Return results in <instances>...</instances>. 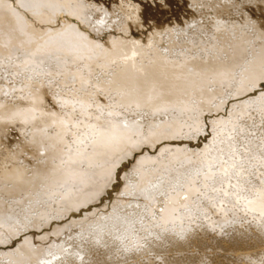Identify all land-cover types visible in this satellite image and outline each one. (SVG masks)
Here are the masks:
<instances>
[{"label":"bare ground","instance_id":"6f19581e","mask_svg":"<svg viewBox=\"0 0 264 264\" xmlns=\"http://www.w3.org/2000/svg\"><path fill=\"white\" fill-rule=\"evenodd\" d=\"M262 86L264 0H0V264H264Z\"/></svg>","mask_w":264,"mask_h":264},{"label":"rangeland","instance_id":"374dc122","mask_svg":"<svg viewBox=\"0 0 264 264\" xmlns=\"http://www.w3.org/2000/svg\"><path fill=\"white\" fill-rule=\"evenodd\" d=\"M187 5V7H186V9L188 10L187 12H182V13H184V16L186 17V18H188V19H191V17H190V14L189 13H192V15L193 14H195L196 15V13H194L193 12V9H191V7L189 6V2L188 3H186ZM194 15V16H195ZM172 19H174V18H172ZM176 19V18H175ZM174 19V20H175ZM178 22H180V23H182L183 24V20H182V18L181 17H178ZM181 20V21H180ZM136 36H138V34H136ZM262 87H264V86H262ZM205 137H202V138H200V139H198L196 142H194V143H192L194 146H201V144H202V142L203 141H205L206 139H208V138H206L205 140ZM130 165H131V162L129 163V164H125V166L123 167V168H120V172L122 173L123 171H125V169L126 170H128V168L130 167ZM119 172V173H120ZM119 187H120V185H119V183H117V185L115 186V190L117 191V189H119ZM113 195H114V192H109V195L108 196H106L105 197V199H107V200H112L113 199Z\"/></svg>","mask_w":264,"mask_h":264}]
</instances>
